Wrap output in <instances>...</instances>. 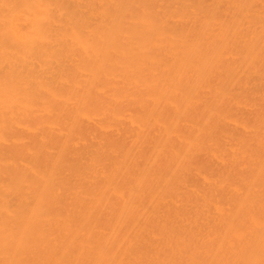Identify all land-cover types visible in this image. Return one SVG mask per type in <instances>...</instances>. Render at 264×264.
Listing matches in <instances>:
<instances>
[{"label": "bare ground", "instance_id": "1", "mask_svg": "<svg viewBox=\"0 0 264 264\" xmlns=\"http://www.w3.org/2000/svg\"><path fill=\"white\" fill-rule=\"evenodd\" d=\"M0 264H264V0H0Z\"/></svg>", "mask_w": 264, "mask_h": 264}]
</instances>
